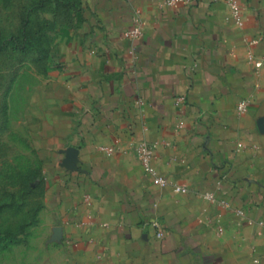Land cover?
Here are the masks:
<instances>
[{"label": "crops", "instance_id": "crops-1", "mask_svg": "<svg viewBox=\"0 0 264 264\" xmlns=\"http://www.w3.org/2000/svg\"><path fill=\"white\" fill-rule=\"evenodd\" d=\"M169 1L80 0L57 35L33 117L47 258L264 264V0H234L241 26L226 0ZM141 143L187 193L143 176Z\"/></svg>", "mask_w": 264, "mask_h": 264}, {"label": "rangeland", "instance_id": "rangeland-1", "mask_svg": "<svg viewBox=\"0 0 264 264\" xmlns=\"http://www.w3.org/2000/svg\"><path fill=\"white\" fill-rule=\"evenodd\" d=\"M63 2L0 0V264H63L37 237L44 181L33 135L57 35L79 24Z\"/></svg>", "mask_w": 264, "mask_h": 264}, {"label": "built area", "instance_id": "built-area-1", "mask_svg": "<svg viewBox=\"0 0 264 264\" xmlns=\"http://www.w3.org/2000/svg\"><path fill=\"white\" fill-rule=\"evenodd\" d=\"M176 0H170L169 3H173ZM226 4L229 8L230 14L234 19L235 23L238 26H241V18H240V8L234 0H226ZM140 22L137 16L133 17V26L125 33L126 40H135L139 38L142 34ZM264 58L256 60L254 62V67L256 69H260L263 66ZM183 101V98H180ZM249 102L246 99H242L237 105V111L239 113H245L248 110ZM107 154L112 153L111 148H103L102 149ZM154 146L148 145L145 143H141L137 146V148L133 151L136 160L139 162L143 176L149 177L152 180V184L157 186L160 189H164L170 187L175 193H187L188 189L185 186H180L177 184H172L167 182L163 177L159 176L154 168L151 165V160L153 156ZM209 199L213 200L211 194L206 195ZM156 225V224H155ZM163 237L162 232H158L156 234L157 239H161Z\"/></svg>", "mask_w": 264, "mask_h": 264}, {"label": "trees", "instance_id": "trees-1", "mask_svg": "<svg viewBox=\"0 0 264 264\" xmlns=\"http://www.w3.org/2000/svg\"><path fill=\"white\" fill-rule=\"evenodd\" d=\"M66 6V9L70 10V12H77L79 15L80 12V0H64L63 2ZM78 18V16L76 17Z\"/></svg>", "mask_w": 264, "mask_h": 264}]
</instances>
